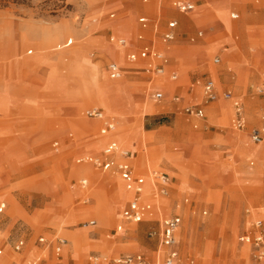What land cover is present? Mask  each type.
<instances>
[{"label": "rangeland", "instance_id": "374dc122", "mask_svg": "<svg viewBox=\"0 0 264 264\" xmlns=\"http://www.w3.org/2000/svg\"><path fill=\"white\" fill-rule=\"evenodd\" d=\"M174 1L0 0V204H6L0 213V264H90L91 256L115 264L139 255L155 264L161 242L157 219L127 223L121 215L132 195L123 182L78 163L100 157L108 142L100 134L102 123L83 115L89 108L103 109L117 121L110 136L136 152L140 168L173 181L161 201L167 215L182 217L176 264H259L240 238L263 218L264 142L253 143L249 133L264 126V0H184L196 5L188 14L176 10ZM123 16L131 23L121 22ZM143 16L150 17L148 35L159 47L169 20H179L172 43L179 52L169 56V73L177 72L178 85L169 93L175 87L169 73L158 79L162 101L151 96L150 73L129 70L127 80L116 81L107 72L115 61L126 68L145 66L143 60L127 62L132 49L110 41L111 35L123 37L118 27L136 40ZM68 40L73 45L63 48ZM45 58H61L63 64L54 73L41 63ZM83 71L96 74L116 112L81 98L76 80ZM209 79L218 94L214 102L204 99ZM196 89L200 96L191 100ZM224 93L242 104L244 130L236 127L233 101ZM187 105L201 107L205 117L188 115ZM90 123L95 128L86 130ZM146 187L149 195L150 183ZM91 220L97 225L83 228ZM61 239L68 243L58 254ZM19 240L25 246L18 252Z\"/></svg>", "mask_w": 264, "mask_h": 264}, {"label": "built area", "instance_id": "2783aa9c", "mask_svg": "<svg viewBox=\"0 0 264 264\" xmlns=\"http://www.w3.org/2000/svg\"><path fill=\"white\" fill-rule=\"evenodd\" d=\"M176 8L183 13H189L195 10V5L187 2H177ZM234 19L238 16L234 15ZM142 23L146 22V19H141ZM177 22H172L171 27H177ZM203 33H199V37H202ZM174 39L173 33H166L163 37L164 42L169 43ZM111 42L117 43L121 47H126L128 42L123 38H116L112 36L110 38ZM72 42H69L71 44ZM129 60L131 62H137L139 60L152 59L154 66H151L147 71L149 73H155L156 75L163 76L166 74V66L168 64V58L165 53L151 46H145L137 54L133 53L129 55ZM215 63H220L219 59L215 60ZM108 73L111 79L118 80L121 79L125 70L122 69L118 64L111 63L108 66ZM172 78L175 80L176 75ZM204 96L207 101L214 102L218 98L217 91L215 89V83L212 80H208L204 85ZM224 98L226 100L233 101L236 110V120L235 124L239 130H244L246 128V120L243 116V107L239 100L235 99L231 93H224ZM153 99L157 101H162L164 99V93L161 91H156L153 95ZM184 112L188 115L195 117H202L203 113L200 109L195 107H186ZM85 116L89 119H96L102 123V128L100 134L102 136H110L111 133L115 132L117 128V121L111 117H108L103 111L99 109H90L85 112ZM250 139L255 144H261L264 142V127L254 128L249 133ZM58 146V143L55 144ZM133 155L131 151H125L121 148L120 144L116 140H112L103 150L100 157H86L79 159L78 163L87 162L96 166L102 170L115 169L120 175L124 182V186L128 192L131 193L132 198L128 205L122 211V219L127 223L139 224L144 222L147 218H150L155 213V207L152 203L145 201V191L147 185V179L145 176L140 175L136 172L134 166L131 163ZM118 159H121L120 161ZM154 178H161L165 180V176H157L152 174ZM81 184L85 187L88 184L87 180H82ZM159 195L162 197L168 196V191L162 188L158 191ZM6 209L5 204L0 205V213H3ZM263 218L257 219L253 223L254 233H249L241 238V241L250 245L256 253V259L264 264V208H263ZM182 219L179 216H173L166 218L162 222L159 237L161 245L166 249L165 253V264H176L179 261L180 254L177 249L178 241V231L181 226ZM97 225L96 220H91L82 224L83 228H91ZM40 242H44V239H40ZM68 241L66 239L59 240L56 252L60 254L62 249L67 245ZM25 246L23 240L17 241L15 244V250L21 251ZM3 250L0 249V256ZM115 264H147L145 258L141 255L139 256H127L120 257L114 260ZM90 264H101V260L97 256H92L90 258Z\"/></svg>", "mask_w": 264, "mask_h": 264}, {"label": "crops", "instance_id": "0c3cea01", "mask_svg": "<svg viewBox=\"0 0 264 264\" xmlns=\"http://www.w3.org/2000/svg\"><path fill=\"white\" fill-rule=\"evenodd\" d=\"M144 2H148V0H144ZM177 2H187V1H184V0H175L174 2H173V7L176 9V10H178L177 8H176V3ZM187 3H191V2H187ZM191 4H193V3H191ZM193 5H195V4H193ZM195 7H196V5H195ZM130 9L129 8H127L126 10H124V11H129ZM179 11V10H178ZM180 12V11H179ZM193 12V11H192ZM180 13H183V12H180ZM189 13H191V12H189ZM184 14H188V13H184ZM234 15H237L238 16V18H239V14H232V19H234L233 18V16ZM110 17L111 18H115V13H112L111 15H110ZM190 17V16H189ZM188 17V18H189ZM123 18L125 19V20H123V21H121V22H128V23H131V22H129L128 21V19H129V16H123ZM237 18V19H238ZM141 19H146V22L145 23H142L141 22ZM138 22H139V25H140V29H141V32L139 33V35L137 36V38H136V40H130L129 38H127V37H129L128 36V34H126L121 28H119L118 27V25H117V27H118V30H117V33L118 34H121V36H123V37H116V35H111L110 36V38L112 37V36H114V37H116V38H123V39H126L127 40V42H128V45L126 46V47H120V49L121 50H123V49H132L129 53H128V55H127V62H129V63H131V64H135V63H138L139 61H137V62H131L130 60H129V55L130 54H133V53H139L141 50H142V48L143 47H145V46H151L152 48H155V49H157V50H160V51H162L163 53H165V55H166V57L168 58V64H167V66H166V74L165 75H163V76H159V75H156L155 73H150L151 75H152V77L150 78L151 80H150V84H152V83H154L155 82V84L153 85V87H154V89H153V92H152V98H153V95H154V93L156 92V91H161V92H163L164 93V87L163 86H161L160 84H158L156 81L158 80V79H161V78H165V79H167V76H168V73L170 72V68H171V63H170V59H169V56H172L173 54H175V55H177V53L179 52L177 49H174V48H172V43H173V41H174V39H175V30H176V28L178 27V25H179V20H177V19H173V20H169V22L167 23V27H168V30L167 31H165L164 33H163V35H162V41H163V44H162V46H157L156 45V43L152 40V39H150V37H149V35H148V31L150 30V28H151V19H150V17H148V16H143V17H140L139 18V20H138ZM172 22H177L178 23V25H177V27H175V28H172L171 27V23ZM130 27V29H134V27H133V25L132 26H129ZM157 29H158V27L155 29V32L157 31ZM57 31H60L59 29L57 30ZM166 33H173L174 34V39L172 40V41H170L169 43H166V42H164V40H163V37H164V35L166 34ZM199 33H203L202 31H200V32H198V37H199ZM125 37V38H124ZM69 42H72L71 44H69ZM71 45H73V40H68L67 41V43L65 44V45H63V48H67V47H69V46H71ZM114 49H116L117 50V48H114ZM106 51V50H105ZM117 51H119V52H121V54H122V51H120V50H117ZM106 53H107V51H106ZM27 54L28 55H32L33 54V50H29L28 52H27ZM108 55V54H107ZM123 55V54H122ZM109 56V55H108ZM216 60V59H215ZM215 60H214V63H215ZM143 61H146L145 62V66L141 69V68H137V67H131V68H126V67H123V66H121V62H117V61H115V62H111V63H116V64H118L122 69H124L125 70V74L127 73V71H129V70H131V71H134V70H143V71H146L147 73H149L147 70L148 69H150V67L151 66H154V64H153V61H152V59H145V60H143ZM43 65H45V66H51V67H53L54 69H55V71H54V73H56L57 72V69H56V67H57V65H58V63H61V58L60 59H56V60H50L49 58H45L44 59V61H42L41 62ZM110 63V64H111ZM61 64H63V63H61ZM109 64V65H110ZM215 64H217V63H215ZM108 65V66H109ZM123 65V64H122ZM108 66H107V72H108ZM130 66V65H129ZM128 66V67H129ZM14 74V73H13ZM125 74H124V76L121 78V79H118V80H116V81H120V80H127V77H125ZM15 75V74H14ZM169 75H170V73H169ZM173 75H176L177 76V78L174 80L173 78H172V76ZM108 76H109V73H108ZM57 77V76H56ZM170 77V79L169 80H171L173 83H175V87L173 88V89H171L170 91H169V93H173V91L175 90V88L177 87V85H178V82H174V81H177L178 80V75H177V72H175V71H173L172 73H171V75L169 76ZM109 78L111 79V77L109 76ZM113 80V79H112ZM209 80H211V79H209ZM208 81V80H207ZM206 81V82H207ZM213 81V80H212ZM134 87V86H133ZM12 88V87H11ZM10 88V89H11ZM134 89V88H133ZM135 90V89H134ZM192 95H194L192 98H191V100H194V99H197L199 96H200V92H199V89H196L195 90V92L192 94ZM192 95H190V97L192 96ZM164 96H165V94H164ZM75 98L77 99V98H79V96L76 94L75 95ZM102 98V99H101ZM205 99V98H204ZM88 100H89V98H88ZM90 100H98V102H100L103 106H104V104H108L110 107L109 108H107V107H105L104 106V108H105V110H106V112L107 113H109V114H112V113H114V112H116V109H115V107H114V99H111V98H109V97H103V96H101L100 98H97V99H90ZM206 100V99H205ZM207 101V100H206ZM186 107H195V108H197V109H200L201 111H202V113H203V115H202V117H198V118H204L205 116H204V110L201 108V107H199V106H192V105H187ZM185 107V108H186ZM184 108V109H185ZM90 109H99V110H101V111H103L104 113H105V111L103 110V109H100V108H89V109H86L84 112H83V115L85 116V112L87 111V110H90ZM75 110V112H76V109H74ZM77 113V112H76ZM108 116V115H107ZM95 124L94 123H90V124H87L86 125V130L87 129H91V128H95ZM264 127V126H263ZM115 132H113L112 134H114ZM239 138H241V141H239L240 143L242 142V140H243V136L242 137H239ZM191 139V138H190ZM189 139V140H190ZM199 144H201V142H200V140H198L197 138H194ZM249 139H250V135H249ZM112 140H116V141H118L115 137H113V136H109L108 137V142H107V144H106V146L112 141ZM251 140V139H250ZM56 144V143H55ZM55 144H54V146H55ZM105 146V147H106ZM56 147V146H55ZM105 147H104V149H105ZM103 149V150H104ZM123 150H125V151H129V150H127V149H124V148H122ZM199 150H197V152H198ZM132 152V155H133V157H132V159H131V163H132V165L134 166V168H135V170H136V172L138 173V174H140V175H143V176H145V178L147 179V183H150V186H151V191L149 192V195H148V193H146L145 194V201H147V202H150V203H152L153 205H154V207H155V213H154V215L152 216V217H150V218H147L145 221H149V220H153V219H157V221L159 222V224H160V229H161V226H162V222H163V220L164 219H166V218H170V217H173V216H179V217H181V215L180 214H171V215H167L166 214V212H165V208H164V206H163V203H162V199H166V197H162V196H160V195H158V191L159 190H161L162 188H165L167 191H168V195L170 194V191H171V189H172V187H171V185H172V183H173V181L172 180H170L169 178H167L166 177V175H164L165 176V180H160L159 182H155V180L152 178V174L154 173V171H152L151 169H150V167H145V168H140L137 164H136V162H135V159L137 158L136 157V152H134V151H131ZM197 152H195V153H197ZM173 156H174V154H169V157L171 158L170 160H169V162L170 163H173ZM104 172H111L113 175H117L118 176V179H120L122 182H123V180L121 179V177H120V175L118 174V172L115 170V169H110V170H103ZM114 179V178H113ZM113 179L112 180H110V182H112L113 181ZM123 185H124V182H123ZM147 186V185H146ZM124 190L127 192V190H126V188H125V186H124ZM146 190H147V187H146ZM155 192L157 193L156 195H155ZM168 197V196H167ZM132 198V197H131ZM185 202L186 203H189V198H186L185 199ZM1 204H5V203H1ZM0 204V205H1ZM192 204V203H191ZM6 205V204H5ZM203 214L205 215L206 214V212H203ZM181 219H182V217H181ZM256 221V220H255ZM254 221V222H255ZM254 222H252L251 224H250V226H249V228H248V230H246V233L244 234V235H246V234H249V233H254L255 232V230L253 229V223ZM123 224V223H122ZM122 224H120L119 225V228L120 229H124V226L122 225ZM181 225H182V223H181ZM181 227V226H180ZM180 229V228H179ZM243 235V236H244ZM242 236V237H243ZM241 237V238H242ZM241 238H240V240H241ZM40 239H43V238H40ZM67 240V239H66ZM68 241V240H67ZM179 245V244H178ZM177 249H178V251H179V247H177ZM165 253H166V249H164L163 247H162V245H161V242H160V247H159V250H158V252H157V255H156V257H155V261H154V263L155 264H165L164 263V260H165ZM180 254V253H179ZM92 257V256H91ZM90 257V258H91ZM180 259V258H179ZM258 261V260H257ZM89 262H90V259H89ZM259 262V261H258ZM261 262H259V264H260ZM261 264H263V263H261Z\"/></svg>", "mask_w": 264, "mask_h": 264}, {"label": "bare ground", "instance_id": "6f19581e", "mask_svg": "<svg viewBox=\"0 0 264 264\" xmlns=\"http://www.w3.org/2000/svg\"><path fill=\"white\" fill-rule=\"evenodd\" d=\"M76 82H77L79 90H80L79 93L81 95V98H83L85 101L88 98L89 99H97V98H100L101 96L105 97V95H104V93L102 92V89H101L104 85L102 86L101 84L100 85L98 84L99 81L97 80L96 74L92 73V75H90V77H89V75L86 76L85 72L83 71L82 75L77 78ZM105 83H108V81L105 80ZM112 99H114V98H112ZM106 105H108V104H106ZM167 207H169V204L167 205ZM184 239H185V242H188L186 236H185Z\"/></svg>", "mask_w": 264, "mask_h": 264}]
</instances>
